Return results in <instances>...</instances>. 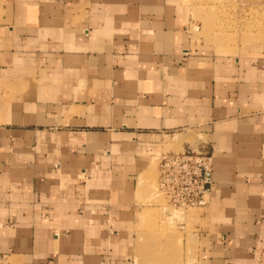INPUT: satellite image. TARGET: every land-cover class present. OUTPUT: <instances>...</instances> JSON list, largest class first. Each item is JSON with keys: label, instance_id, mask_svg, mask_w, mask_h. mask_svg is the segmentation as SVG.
I'll use <instances>...</instances> for the list:
<instances>
[{"label": "crops", "instance_id": "crops-1", "mask_svg": "<svg viewBox=\"0 0 264 264\" xmlns=\"http://www.w3.org/2000/svg\"><path fill=\"white\" fill-rule=\"evenodd\" d=\"M185 29L171 0L0 4L5 264H132L136 181L169 144L211 156L199 264H264V55Z\"/></svg>", "mask_w": 264, "mask_h": 264}, {"label": "rangeland", "instance_id": "rangeland-1", "mask_svg": "<svg viewBox=\"0 0 264 264\" xmlns=\"http://www.w3.org/2000/svg\"><path fill=\"white\" fill-rule=\"evenodd\" d=\"M171 1L183 18L192 51L222 57L264 55V0ZM173 147L153 153L149 168L136 181L134 214L124 229L125 253L132 264H199V231L207 228L203 212L209 202L199 208L173 207L158 189L160 157L179 152ZM0 264H5L1 257Z\"/></svg>", "mask_w": 264, "mask_h": 264}, {"label": "built area", "instance_id": "built-area-1", "mask_svg": "<svg viewBox=\"0 0 264 264\" xmlns=\"http://www.w3.org/2000/svg\"><path fill=\"white\" fill-rule=\"evenodd\" d=\"M211 156L186 149L168 152L159 161V192L173 207L199 208L207 204L212 186Z\"/></svg>", "mask_w": 264, "mask_h": 264}, {"label": "bare ground", "instance_id": "bare-ground-1", "mask_svg": "<svg viewBox=\"0 0 264 264\" xmlns=\"http://www.w3.org/2000/svg\"><path fill=\"white\" fill-rule=\"evenodd\" d=\"M221 37H222V35H221ZM233 38V37H232ZM231 40V39H230ZM235 41V40H234ZM230 43V42H229Z\"/></svg>", "mask_w": 264, "mask_h": 264}]
</instances>
